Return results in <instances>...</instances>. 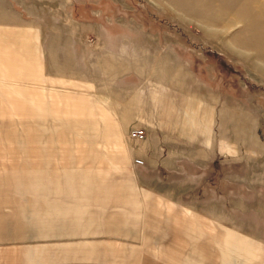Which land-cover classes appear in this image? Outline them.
I'll return each instance as SVG.
<instances>
[{
  "label": "crops",
  "instance_id": "obj_1",
  "mask_svg": "<svg viewBox=\"0 0 264 264\" xmlns=\"http://www.w3.org/2000/svg\"><path fill=\"white\" fill-rule=\"evenodd\" d=\"M19 1L0 0L2 54L37 36ZM12 61L0 66L12 73L0 74V121L12 123L20 139V121L36 112L48 124V141L0 142V264H264V174L257 166L264 147L258 157L238 143L229 147L217 131V103L193 99L181 108L192 118L185 143L172 136L186 133L175 125L147 127L160 117L147 90L125 93L122 102L108 97L104 111L79 93L53 91L50 82L47 92L35 81L20 84V60ZM170 95L167 89L161 98ZM167 99L170 118L178 106ZM67 101L71 112L60 108ZM130 116L146 138L125 137ZM104 117L100 130L97 118ZM66 121L81 134L73 136ZM34 164L43 172L15 170ZM113 167L124 173L100 172Z\"/></svg>",
  "mask_w": 264,
  "mask_h": 264
},
{
  "label": "rangeland",
  "instance_id": "obj_2",
  "mask_svg": "<svg viewBox=\"0 0 264 264\" xmlns=\"http://www.w3.org/2000/svg\"><path fill=\"white\" fill-rule=\"evenodd\" d=\"M241 4L237 0H20V16L29 21L37 36L25 34L27 46L20 43L11 53L0 52V66L7 65L5 60L12 55L13 66L20 60V84L35 81V86L47 92L45 87H51L43 84L50 82L57 88L52 87L53 91L79 93L104 111L108 97L122 102L125 93L147 90L160 117L154 116L150 127L146 126L175 125L186 133L172 136L185 143L192 118L181 108L193 99L217 103V131L229 147L238 143L258 157L264 147V14L253 15V5ZM240 10L245 21L232 19ZM47 25L56 36L50 38ZM5 71L0 74H12ZM167 89L173 95L161 98ZM166 99L178 106L170 118L164 115ZM71 106L67 101L60 108L71 112ZM37 114L31 112L29 123L20 121V139L13 135L12 123L0 121V130H8L0 142L43 145V140L48 141L42 135L48 124L40 123ZM97 121L100 130L108 124L107 117ZM66 123L73 136L81 134L71 128L78 123ZM126 123L125 137L133 143L128 138L131 129H144L135 128L139 126L135 116ZM36 137L42 139L35 143ZM257 166L263 175V156ZM44 168L34 164L15 170L27 175L31 174L28 170L39 174ZM121 171L113 167L100 172Z\"/></svg>",
  "mask_w": 264,
  "mask_h": 264
},
{
  "label": "bare ground",
  "instance_id": "obj_3",
  "mask_svg": "<svg viewBox=\"0 0 264 264\" xmlns=\"http://www.w3.org/2000/svg\"><path fill=\"white\" fill-rule=\"evenodd\" d=\"M218 1H224V0H218ZM237 2H239V3H246V5H253L254 6V8H253V15H259V14H264V0H237ZM225 2H223V3H219L220 4V6H223V4H224ZM241 4V5H242ZM241 5H240V8H241ZM225 8V7H224ZM237 8H239V7H237ZM225 10H226V8H225ZM242 10H240V13L239 12H237L238 13V15H235V16H233L232 17V19H234V20H239L240 22L242 21V20H244L245 21V18H246V15H242L243 13L241 12ZM220 14H225V13H223L224 11L223 10H220V11H218ZM227 16H230V14H227ZM227 20V19H226ZM238 21V22H239ZM225 22V21H224ZM223 22V23H224Z\"/></svg>",
  "mask_w": 264,
  "mask_h": 264
},
{
  "label": "built area",
  "instance_id": "obj_4",
  "mask_svg": "<svg viewBox=\"0 0 264 264\" xmlns=\"http://www.w3.org/2000/svg\"><path fill=\"white\" fill-rule=\"evenodd\" d=\"M130 137L136 139H142L144 137V131L142 129H131Z\"/></svg>",
  "mask_w": 264,
  "mask_h": 264
}]
</instances>
